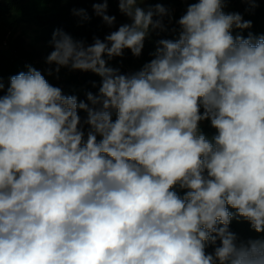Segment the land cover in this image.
<instances>
[{
    "label": "clouds",
    "instance_id": "clouds-1",
    "mask_svg": "<svg viewBox=\"0 0 264 264\" xmlns=\"http://www.w3.org/2000/svg\"><path fill=\"white\" fill-rule=\"evenodd\" d=\"M84 2L114 30L56 28L46 72H92L97 92L66 94L32 64L7 88L0 75V264H264V34H243L234 0H179L178 19L160 0Z\"/></svg>",
    "mask_w": 264,
    "mask_h": 264
},
{
    "label": "trees",
    "instance_id": "trees-1",
    "mask_svg": "<svg viewBox=\"0 0 264 264\" xmlns=\"http://www.w3.org/2000/svg\"><path fill=\"white\" fill-rule=\"evenodd\" d=\"M156 0H152L151 5L155 4ZM164 3V6L171 9L172 3L174 8H178L175 13V17L178 19L181 15L179 9V3L174 0H160ZM147 7H145L147 9ZM250 6L243 3L240 13L243 14L246 20L253 21V28L244 30L243 34L247 36L249 31L255 34H264V1L260 2L254 12H248ZM87 9L88 14L91 16V20L83 21L81 17L73 14L72 9ZM118 5L116 3L109 4V14L118 15ZM0 32L7 33V29L15 30L19 24L21 25H33L38 30L35 36L36 41L42 42L46 53L49 54L52 51V47L49 41L52 37V32L56 28H62L64 31L70 33L76 39L86 38L89 43L92 42L93 35H98L101 39L108 34L111 30L103 24L102 19L95 15L91 2H84V0H70V2L63 3L60 0H5L0 2ZM167 22V21H165ZM119 25L117 24V27ZM175 26L170 25L171 27ZM25 31V30H24ZM160 38H173V33L168 32L161 33L157 36L156 33H152L151 39H146L145 48L140 58L133 57L130 50H125L124 63L122 71H135L138 70L143 63L150 60L152 57L149 55L154 50V41ZM117 57L109 61L110 66H120ZM32 64L26 61L23 63L21 60L12 58L0 51V75L3 77V82L7 88L9 85V77L19 73L20 71H26L25 65ZM36 68L37 65L32 64ZM45 74V73H44ZM46 78L53 85L61 87L66 94H77L80 99H86L84 93L86 91L97 92L98 88L92 87L91 81L99 83L100 77L92 72L82 71H69L66 68L61 69L60 79L57 80L54 76H47ZM80 115L84 117L86 113L82 110ZM115 118V117H113ZM202 130L211 137L215 134V129L211 128L209 122L201 125ZM231 230L236 232L242 238L256 237L258 234L251 230L250 225L247 222H237L233 220L231 224ZM208 252H212V247H208Z\"/></svg>",
    "mask_w": 264,
    "mask_h": 264
},
{
    "label": "rangeland",
    "instance_id": "rangeland-1",
    "mask_svg": "<svg viewBox=\"0 0 264 264\" xmlns=\"http://www.w3.org/2000/svg\"><path fill=\"white\" fill-rule=\"evenodd\" d=\"M5 1V0H0ZM179 3V9L181 15L185 12L187 4L179 2V0H174V2ZM264 0H261L263 2ZM239 0H234L233 3L229 4L226 11H241L242 7ZM148 4L144 5L147 7ZM173 8L174 16L178 8H174V3L171 4ZM180 15V16H181ZM0 19V23H1ZM129 22L127 17L123 16L121 13L117 15V24ZM33 25H21L19 24L15 27V30L11 32L12 29H7V33L0 32V51L4 52L6 55L11 56L21 60L23 63L26 61L31 62L32 64L37 65V69L41 70L43 73L47 74L46 69L49 67L45 63V57L48 55L46 49L42 42H38L35 39V36L38 33V30L35 29ZM25 30V31H24ZM54 67V65H53ZM129 72V71H128ZM205 124V122H202Z\"/></svg>",
    "mask_w": 264,
    "mask_h": 264
}]
</instances>
